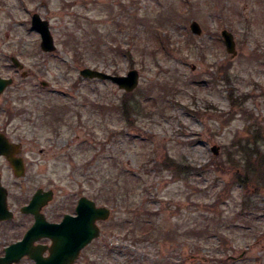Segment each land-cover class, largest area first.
Here are the masks:
<instances>
[{"label": "rangeland", "instance_id": "1", "mask_svg": "<svg viewBox=\"0 0 264 264\" xmlns=\"http://www.w3.org/2000/svg\"><path fill=\"white\" fill-rule=\"evenodd\" d=\"M84 67L138 71L128 120L125 91ZM0 76L14 78L0 119L10 111L31 172L110 209L75 264H264V179L232 181L247 148L264 156V0H0ZM114 178L122 197L111 202ZM15 221L0 226V245Z\"/></svg>", "mask_w": 264, "mask_h": 264}, {"label": "flooded vegetation", "instance_id": "2", "mask_svg": "<svg viewBox=\"0 0 264 264\" xmlns=\"http://www.w3.org/2000/svg\"><path fill=\"white\" fill-rule=\"evenodd\" d=\"M15 68L16 72L21 69L19 67ZM11 79L14 82V78ZM12 86H7L1 93V96L5 95ZM39 88L40 91L45 90L50 95L58 94V89L53 88L50 82L46 80L40 81ZM49 105H47L48 108L46 109L50 112L49 108L51 106ZM4 111L6 115L4 120L0 119V135L7 142L13 144L8 154L18 161V163L17 169L14 170L6 156L0 155V183L6 190V202L11 213V218L1 220L0 226L15 221V217L18 214L20 216L11 227V231L15 230V232L6 231L8 238L3 245H0V256L5 254L6 248L24 240L38 217V228L29 232L25 242L17 246L16 251L21 255L17 262L11 264H36V259L49 257L58 242H60L62 249L60 258L64 261L69 260L71 253H75L76 250L75 234L77 223L80 224L79 233L81 235L86 233L88 224L90 227V214L86 208V202L83 205H79L80 198L87 196L83 195V193L75 192L71 200L65 192H62L63 189L53 184L51 179H37L36 175L31 172L32 159L26 149V141L22 138V135L17 133L18 130L16 128L8 124L10 111ZM50 146L53 148L54 145L50 143ZM40 152H43V150H40ZM35 194L37 196L34 199L32 210L25 211V207L32 203ZM20 196L23 197V201L17 204ZM87 198L91 199L90 197ZM96 205L101 206L102 204L96 203ZM15 207H17V210ZM100 222L103 221H97L98 226H100ZM19 228L20 232L16 233ZM70 235L72 236V240L70 239ZM91 243L92 241L84 244L80 248L76 259L69 264H75L80 258L81 252Z\"/></svg>", "mask_w": 264, "mask_h": 264}, {"label": "water", "instance_id": "3", "mask_svg": "<svg viewBox=\"0 0 264 264\" xmlns=\"http://www.w3.org/2000/svg\"><path fill=\"white\" fill-rule=\"evenodd\" d=\"M31 27L33 30H36L40 35V46L44 51H53L55 49V45L53 43V37L51 35L49 24L46 20L42 19L39 14L34 13L31 16ZM189 28L192 33L196 35H200L202 32V29L199 25V23L195 20H192L189 24ZM221 36L223 39V43L225 45L226 52L235 54V40L233 37V34L227 30L222 29L221 30ZM11 61L16 67L21 68L22 65L19 62V60L12 56ZM80 75L84 78L89 79H100V80H109L113 83H115L119 88L123 89L126 92L132 91L138 84V78L139 73L136 69L132 68L128 70L126 74L122 75H116V74H110L107 72H103L101 70L93 69L90 67H84L79 71ZM12 82L11 78H4L0 76V94L3 92V90L9 86V84ZM13 147L12 143H9L6 141L5 138L0 135V155L6 156L14 170L17 169V163L11 155L8 154V151ZM218 147L213 145L211 147V150L214 154L218 153ZM37 194H35L32 203L30 205L25 207V211L32 210L34 199L36 198ZM86 202V208L88 209V213L90 214V227L89 224L86 227V233L81 235L79 233L80 230V224L77 223L76 226V250L75 253H71V257L69 260H62L60 258L61 255V247L60 242L56 243L55 249L52 252V254L47 258H38L36 259V264H69L76 259L78 252L80 248L84 246V244L90 242L91 240L95 239L99 235V227L96 224V221L98 220H105L110 215V210L106 206H96L95 202L91 199H88L86 197H82L79 201V205H83V203ZM11 218V213L7 207L6 202V190L0 183V221L6 220ZM39 218H36V222L32 226V228L29 230V232L36 230L38 228ZM51 226V225H50ZM28 232V233H29ZM28 233L26 234L23 241L18 242L16 244H13L9 248L5 249V254L3 256H0V264H11L13 262H17L20 258V253L16 251L17 246L23 244L28 236ZM70 235V239H71ZM72 240V239H71Z\"/></svg>", "mask_w": 264, "mask_h": 264}, {"label": "trees", "instance_id": "4", "mask_svg": "<svg viewBox=\"0 0 264 264\" xmlns=\"http://www.w3.org/2000/svg\"><path fill=\"white\" fill-rule=\"evenodd\" d=\"M219 69L224 70V72L226 71V69H223L222 66L219 67ZM226 73V72H225ZM128 94L130 95V93L128 92H124L123 97L121 98L120 104H119V111L121 113H124L122 115H124V118L128 120V113L126 111H124V109H127L126 103L130 102V98L128 99L127 96ZM232 102V100H231ZM233 103V102H232ZM247 148V147H245ZM244 148V149H245ZM247 150L249 151H245V156L243 158V172H235V176L233 177V183H240L241 187H246L248 181H250V178L253 177V174L257 180L260 179V181H262V179H264V156H261L259 151L256 149L255 146L251 147V148H247ZM179 168L183 169L185 167L183 166H178ZM253 167L255 168V170L253 169ZM255 172V173H254ZM252 179V178H251ZM114 184L110 185V189L111 191H109L107 193V201H117L119 200L120 197H122L121 193V186L119 184L120 179H116L114 178Z\"/></svg>", "mask_w": 264, "mask_h": 264}]
</instances>
